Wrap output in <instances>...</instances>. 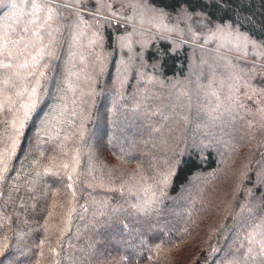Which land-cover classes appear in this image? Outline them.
I'll return each mask as SVG.
<instances>
[{
	"label": "trees",
	"instance_id": "obj_1",
	"mask_svg": "<svg viewBox=\"0 0 264 264\" xmlns=\"http://www.w3.org/2000/svg\"><path fill=\"white\" fill-rule=\"evenodd\" d=\"M140 1L176 16L189 35L230 24L264 45V0ZM20 4L32 0H3L0 20ZM103 4L100 13L90 10L97 13L92 24L101 28L103 51L93 48L99 54L84 68L80 62L67 65L72 74L61 78L70 92L58 93L34 131L56 72V51L68 50L67 42H51L34 64L0 73L13 87L0 85L6 87L2 93L14 95L23 83L40 98L25 116L20 99L30 92L0 96V264H264V121L255 97L264 90V63L237 60L213 44H183L163 30L134 27V32L125 15H114ZM56 6L54 20L69 27L60 30L62 39H70L73 9L81 6L70 0H56ZM4 25L0 58L11 63ZM123 36L121 47L129 55L121 51L123 59L111 63ZM88 67L92 71L81 88L80 72ZM241 70L246 85L223 93L218 84ZM108 71L116 73L112 107L131 97L150 113L140 115L145 132L131 147L115 144L105 131L101 136L108 145L91 142L112 77ZM216 87L208 105L206 93ZM196 175L202 178L182 202L180 192ZM179 200L182 209L174 212ZM144 226L151 235L142 234ZM107 236L113 244L99 246Z\"/></svg>",
	"mask_w": 264,
	"mask_h": 264
},
{
	"label": "rangeland",
	"instance_id": "obj_2",
	"mask_svg": "<svg viewBox=\"0 0 264 264\" xmlns=\"http://www.w3.org/2000/svg\"><path fill=\"white\" fill-rule=\"evenodd\" d=\"M72 3H76L77 6H81L80 8H77L79 10H74L76 14H74L73 21L75 22L73 24L72 30L70 32V39L65 37L62 39V30L66 33L67 28L69 27H62L60 24V20L57 21L60 24H57L54 20L53 14L56 9V0H32V4H29L28 6H22L19 5L18 9L13 7L11 5L10 7V14L5 16H2L0 20V32L1 27L3 26V22H5L4 30L5 34H8L7 42H8V51L7 55L9 56V62H4L5 64H11L12 67L18 68L22 65H28V64H34L36 59L40 56L45 55L49 51V47L52 45L51 42H55V44L59 43L63 40V43L67 42L68 50H65L64 52L62 50L56 51L57 57V64H56V72L51 76L50 78V86L48 92L45 94L44 97V106L42 107V110L38 113V115L35 117L34 122L31 126V130L34 131L36 127H38L39 121H43L46 117V114L50 110V106L56 100L59 92H65L66 94H69V90L67 88H64V81L62 80V76L68 77L70 74H72V71L70 72L67 65H74L78 64L79 62L84 66L89 64L90 58L97 56L98 54H95L93 52V48L100 51H103L104 41L101 37V28L97 27L94 23L92 24L94 15H97V13H100L101 10L98 9L101 6L105 5L103 3H107L106 7L108 11H110L114 15H121L126 16L129 24V27L131 30L134 27L141 28L142 31L149 30V29H155L160 31H167L169 32V35H172L173 33L179 36L178 40H184L183 42H190V43H196L197 45H204V46H210L213 44L214 49L218 50L220 52L228 54L230 57L235 58L240 61L248 62V61H255L258 63L263 64L264 63V45L261 43L252 40L248 35L244 34L243 32L233 28L230 26V24L227 25H216L215 31H212L210 34H200V32H193L192 35H189V32H187L184 28H182L178 21L176 16L172 17L167 15L165 12L160 11H153L151 10V7L148 6L145 2H141L140 0H106V1H100V0H70ZM23 2V0H22ZM65 3V2H64ZM64 3H61V5H64ZM83 6V7H82ZM32 8V10L29 8ZM96 9L98 10L97 13H91L90 10ZM82 10V11H81ZM7 11V10H6ZM79 13H78V12ZM8 12V13H9ZM86 14L90 17V21L88 23L84 22L81 18V13ZM8 13H5L8 14ZM6 18V19H5ZM61 18V17H58ZM81 18V20H80ZM176 18V19H175ZM15 20L7 23L8 20ZM5 20V21H4ZM240 21L243 20V18H239ZM175 24H174V23ZM8 24V25H7ZM57 24V25H56ZM177 24V25H176ZM59 27L56 34H54V31H56V27ZM62 27V28H61ZM135 32V31H134ZM145 32V31H144ZM172 32V33H171ZM173 36V35H172ZM186 37L189 40H186ZM202 37V39H201ZM126 37L123 36L120 39V44L117 43V46L115 48V53L112 54L108 59L111 63H115L116 60L118 63L123 59L122 55H120L121 51L124 52L125 55H129L128 51L126 49H122L121 45L125 44ZM54 39V41H53ZM68 39V40H67ZM213 42V43H210ZM184 44V43H183ZM62 47V46H60ZM49 48V49H48ZM62 49V48H61ZM63 52V54H62ZM75 54L74 57H71V54ZM102 53V52H101ZM100 53V55H102ZM119 53V54H118ZM92 56V57H91ZM55 57V58H56ZM194 57V56H193ZM192 57V58H193ZM196 57L198 58V53H196ZM4 56L0 58V61L3 62ZM257 63V64H258ZM86 65V66H87ZM256 65V64H255ZM67 66V67H66ZM25 67V66H24ZM92 70L88 67L87 71H82L81 77L79 79L80 87H84L86 85V81L89 79V73ZM107 71V70H106ZM105 71V72H106ZM192 72V68H191ZM109 73V71H108ZM112 77H109L107 80L108 85L107 89L104 90V103L100 105V113H98V116L101 118L100 124L96 127L95 134L92 136L91 142L93 144H102L108 145V142L105 140V137L101 136V132L105 131V135L107 137H111L112 142L115 144H119L123 147L126 146H133V142H136L138 140V137L141 136L145 131L142 130V125L140 123V115H146V113L150 114L149 112H146L138 107V105L131 102V97L125 98L124 104L117 103L115 106L112 107V97L114 95L113 88H114V79L116 78L115 71L112 73L110 72ZM109 73V74H110ZM8 74V73H5ZM12 74V73H9ZM239 74V75H238ZM247 73L244 71H239L233 73V75H228L229 81L226 80L227 84L221 83L218 84L220 90L224 91H233V89H236L237 86L241 82H243V86L246 85V75ZM238 75V76H237ZM9 78V75H8ZM9 79H7L8 81ZM236 81V82H235ZM11 82V81H10ZM10 82L7 83L6 87L8 89L12 86L10 85ZM3 87V88H6ZM33 87V86H32ZM13 88V87H12ZM17 90L13 95V90H4V93L0 94L3 95V98H11L13 95L14 97L18 98L19 96L23 97L25 96V92H31L32 89H28V87L21 83L18 84L16 87ZM64 88V89H63ZM244 88V87H243ZM249 88V87H248ZM252 89V88H249ZM218 87L215 88V90H208L207 91V97L208 100L206 102L208 105L213 104L212 100L210 98H213L214 100V93L215 91H218ZM243 90V89H242ZM83 92V90H81ZM253 90H251L252 92ZM254 92V91H253ZM72 93V91H71ZM84 93V92H83ZM224 93V92H223ZM230 92H225L224 96L228 95ZM115 97H118V94H115ZM255 97L257 98V107L258 111L261 116H259L260 120L263 122L264 118V90L262 91H256ZM210 100V101H209ZM18 101V100H14ZM29 97L25 96L20 99V103L22 106L29 104ZM204 107V106H203ZM156 118L164 119L163 116H160L158 113H155L154 115ZM168 119H165V122ZM164 121V120H163ZM33 133V132H32ZM32 142L29 141L27 144L22 148L23 156L25 153L28 152V149L30 148V144ZM191 147L194 145V143L190 144ZM202 176L196 175L191 182L180 192L178 198L183 202L182 197L184 194H188L187 192L190 191L191 188L195 187L197 184V181L200 180ZM222 190L220 189V192ZM176 202L173 205L172 210L174 212L179 211L182 209L181 201ZM172 218V215H170L169 219ZM170 222V221H169ZM142 234L147 233L148 235H151L149 228L147 229L145 226L142 227ZM126 233V232H125ZM128 235V234H127ZM126 235V236H127ZM154 236V235H153ZM156 237V236H155ZM101 247H107L110 244H113L112 239L110 236L106 237V240L99 242Z\"/></svg>",
	"mask_w": 264,
	"mask_h": 264
},
{
	"label": "snow or ice",
	"instance_id": "obj_3",
	"mask_svg": "<svg viewBox=\"0 0 264 264\" xmlns=\"http://www.w3.org/2000/svg\"><path fill=\"white\" fill-rule=\"evenodd\" d=\"M3 0H0V3H2ZM0 55H3V51H2V48H0ZM26 65H22V67H24ZM12 65L11 64H5L3 63L2 61H0V73L3 72V70L5 69H9L11 68ZM8 81L6 80H0V85H5L7 84ZM3 92V87H0V94H2ZM28 96H29V101L30 103L25 105V116H28L32 110H34L40 103V98H39V95H38V91L37 89L33 88L32 91L30 93H28ZM3 109V104L0 103V110ZM22 124V122H21ZM19 131V129H18ZM0 162H2V156H0Z\"/></svg>",
	"mask_w": 264,
	"mask_h": 264
}]
</instances>
